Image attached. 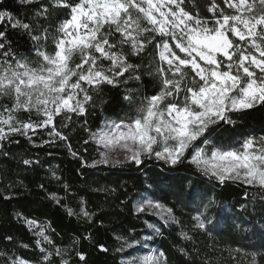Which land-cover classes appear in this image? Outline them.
I'll return each instance as SVG.
<instances>
[{
    "label": "snow or ice",
    "instance_id": "6c2138e0",
    "mask_svg": "<svg viewBox=\"0 0 264 264\" xmlns=\"http://www.w3.org/2000/svg\"><path fill=\"white\" fill-rule=\"evenodd\" d=\"M22 2L38 4L31 18L34 23L18 19L7 9H0V23L7 21L26 33L37 59L14 53L6 31H0V147L5 141L18 142L17 135L38 147L63 143L83 166L86 162L72 149L66 131L76 117L88 134L83 143L92 144L99 157L89 167L132 165L139 170L147 161H156L174 170L187 163L204 178L195 184L188 180L186 199L183 183L174 193L194 213L192 234L180 232L193 246L195 234L229 235L236 243L242 229L255 232L251 225L244 227L246 219L237 220L257 195L264 203V130L259 136L248 133L238 139H233V133L241 116L264 109V0H222L223 6L218 0H205L202 6L196 0ZM54 16L58 23L53 27L48 22ZM145 76L153 81L151 93L142 88ZM121 87L129 111L115 119L105 117L96 130L87 127L89 110L102 111L107 103L103 90ZM38 129L48 138L35 145ZM21 162L29 168L40 164L30 158ZM49 171L52 179L61 181L55 170ZM170 182V177L158 176L159 191H150L153 185L148 184L137 194L134 214L155 216L163 225L146 221L152 235L143 240L133 235L135 229L128 235L114 234L120 264H168L162 249L148 245L153 235L163 234V226L180 224L175 209L161 202ZM229 184L246 186L245 202L232 210L233 215L215 195L217 188ZM63 188L64 197L49 193L48 198L69 217L93 223L96 213L88 211L84 201L78 211L62 203L70 186L65 183ZM248 188L256 191L250 196ZM16 218L34 236L38 264H53L54 257L59 264H72L70 249L53 240L50 222L19 213ZM260 223L264 226V208ZM5 239L11 242L13 237ZM79 241L78 237L72 240V251L86 264L85 254L75 247ZM99 248L109 251L104 245ZM195 251L199 255L200 250ZM181 252L191 256L184 249ZM211 252L218 255L214 258L205 252L202 264H226V259L243 264L240 248L226 245ZM245 255L247 264H264V254ZM0 264L33 262L15 251L0 250Z\"/></svg>",
    "mask_w": 264,
    "mask_h": 264
},
{
    "label": "trees",
    "instance_id": "16d2710c",
    "mask_svg": "<svg viewBox=\"0 0 264 264\" xmlns=\"http://www.w3.org/2000/svg\"><path fill=\"white\" fill-rule=\"evenodd\" d=\"M218 2L222 5V0ZM196 3L202 6L205 0H196ZM37 7L38 4L29 5L22 0H0V9H7L24 22L34 23L31 18ZM48 23L54 27L58 23V17H52ZM0 31H6L14 53L23 55L29 60L37 59L33 50V41L26 33L20 29H13L7 21L0 23ZM51 50V40H49L48 51ZM144 63H148V58ZM129 86L136 87L135 84ZM142 88L151 93L154 90L153 81L145 76ZM124 92V87L105 88L101 95L107 103L103 105L102 111L99 107L94 111L89 110L87 127L96 130L105 117L115 119L129 111L123 100ZM21 118L27 117L22 115ZM262 130H264V109L250 111L249 114L239 118L233 139L241 138L248 133L259 136ZM66 131L72 149L78 152L86 162L83 166L81 160L72 156L63 143L57 147H38L30 143L26 137L17 135L15 141L18 142L5 141L0 147V250L15 251L19 257L38 264L40 253L35 249L34 236L22 221L18 222L16 214L19 213L39 222H50L51 227L55 229V232L51 233L53 240L57 245L70 249L72 264H83L72 251V240L77 237L80 241L75 247L85 254L86 264H120L122 256L115 252L118 245L114 234L128 235L135 229L133 235L143 240L146 235H152V230L147 228L146 221L156 223L158 227L163 225V222L155 216L134 214L133 203L137 200V194L143 192L148 184L153 185L150 191H159L157 177L168 176L171 179L170 186L166 198H162L161 202L175 209V215L180 224L163 226L161 228L163 234L153 235V240L148 245L150 249H162L168 257V264H186V262L202 264L205 252L215 258L218 253H212L211 249H222L226 245H230L233 249H241L243 264H247L245 254L256 253L258 258L264 254V235L261 234L264 226L260 223L264 203L261 202L259 195L256 196L254 204L250 203L246 213L239 214L237 220L239 222L240 219H246L248 223L244 227L251 225L255 229L254 233L242 229L236 237V243L229 235H216L215 232L195 234L196 243L193 246L191 242L181 237L180 232L183 229L192 234L191 215L194 213L183 207L182 202L174 195L175 192L180 191L181 183H183L184 199H186L188 180H192L195 184L197 180L204 179L198 176L190 165L185 163L177 169L169 170L159 162L147 161L139 170L132 165L89 167L88 165L99 157L92 144L83 143L88 138V134L80 126L76 117H73L71 129ZM47 138L46 132L38 129L33 141L35 145H39L41 139ZM24 158L39 159L40 164L31 168L26 167L21 162ZM49 170H55L61 177V181L52 179ZM65 183L70 186V191L62 203L78 211L81 201H84L87 210L96 213L93 223L69 217L62 207L48 198L49 193H57L64 197L66 194L63 184ZM41 184L44 185L43 189L39 187ZM203 187L202 184L201 188ZM112 189L115 191L113 192ZM245 190L246 186L229 184L225 188H217L215 195L218 201H223L226 205L228 214L233 215L232 210L239 209L240 203L245 202L243 200ZM247 190L250 196L256 191L251 188ZM6 196L10 198L5 199ZM6 236L13 237V240L7 241ZM89 236L90 239H84ZM20 244H28L30 248L25 249L20 247ZM100 245H104L109 251L107 253L101 251ZM181 249L191 253V256L185 255ZM195 249L200 250L199 255ZM226 257L227 254L225 259ZM53 264H59L58 258H53ZM226 264H232V262L226 259Z\"/></svg>",
    "mask_w": 264,
    "mask_h": 264
}]
</instances>
